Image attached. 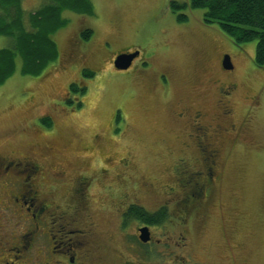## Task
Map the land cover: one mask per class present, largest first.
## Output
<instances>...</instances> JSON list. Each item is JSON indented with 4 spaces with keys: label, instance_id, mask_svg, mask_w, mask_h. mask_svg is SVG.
<instances>
[{
    "label": "rangeland",
    "instance_id": "1",
    "mask_svg": "<svg viewBox=\"0 0 264 264\" xmlns=\"http://www.w3.org/2000/svg\"><path fill=\"white\" fill-rule=\"evenodd\" d=\"M43 1L23 0L26 21L28 10H36ZM91 1L94 15L63 12L68 22L54 33L57 61L37 76L23 74L18 57L15 73L0 85V148L26 151L33 146L46 162L64 164L70 177L92 173L101 188L121 182L125 166L130 179L136 174L151 184L139 195L141 203L154 210L163 197L171 196L164 187L174 183L175 165L183 155L181 123L175 119L179 101L195 95V102L212 113L219 55L225 51L234 54L240 95L255 92L264 81V67L255 63L257 41L235 43L217 24H206L205 10L191 7L190 0ZM174 1L187 6L175 7ZM179 14L189 19L179 21ZM86 28L93 30L89 39L82 37ZM14 45L15 39L0 35V49ZM130 46L142 48L158 73H171V90L159 97L153 89L156 81L111 65L112 53ZM85 70L96 75L85 76ZM72 83L87 86V91H71ZM262 105L225 167L222 202L231 219L237 264H264ZM42 117L51 118V126ZM10 138L13 145L7 141ZM105 167L109 173L101 174ZM224 213L216 205L208 221L194 222L189 241L195 263L222 264L227 253ZM169 215L166 225L153 228L155 243L166 242L158 250L167 257L152 258L149 264L175 263L187 255L175 245L180 227L172 208Z\"/></svg>",
    "mask_w": 264,
    "mask_h": 264
},
{
    "label": "flooded vegetation",
    "instance_id": "2",
    "mask_svg": "<svg viewBox=\"0 0 264 264\" xmlns=\"http://www.w3.org/2000/svg\"><path fill=\"white\" fill-rule=\"evenodd\" d=\"M136 51L140 53L131 66L122 70L156 81L153 89L159 97L162 91L171 90V73H158L157 66L151 67L154 61L146 58L142 48L130 46L112 53L111 65L117 68L118 55ZM230 54L225 51L219 55L212 113L195 102V95L188 94L179 101L175 119L181 123L183 155L175 165L174 183L164 187L171 196L163 197L154 210L141 203L139 195L149 191L151 184L136 174L130 179L125 166L121 182L101 188L92 173L70 177L64 164L46 162L49 160L40 157L33 146H27L26 151L21 147L9 151L0 148V264H149L152 258L167 257L158 250L167 246L166 242L155 243L153 228L170 220L150 224L148 216L170 214L171 208L180 227L175 245L187 255L170 264H197L189 241L194 222L208 221L216 205L225 212L226 162L264 104V81L255 92L240 95L242 84L234 54ZM227 59L231 67L226 66ZM92 72L94 77L96 72ZM84 88L87 91V86ZM10 139L7 141L13 145ZM102 172L109 170L105 167ZM222 218L227 241L222 264H237L231 219L225 213ZM146 226L150 239L144 241L141 228Z\"/></svg>",
    "mask_w": 264,
    "mask_h": 264
},
{
    "label": "trees",
    "instance_id": "3",
    "mask_svg": "<svg viewBox=\"0 0 264 264\" xmlns=\"http://www.w3.org/2000/svg\"><path fill=\"white\" fill-rule=\"evenodd\" d=\"M172 4L178 8L187 6L177 1ZM190 5L204 9V22L217 24L235 43L256 40L255 63L264 67V0H190ZM65 10L95 14L91 0H44L41 7L28 10L26 21L23 0H0V35L15 39L13 47L0 49V85L15 73L18 57L22 63L21 72L37 76L50 63L57 61L59 49L54 33L68 22L63 17ZM188 19L186 14L178 16L179 21ZM92 31L84 29L82 37L89 39ZM84 75L92 77L93 72L85 70ZM70 90L86 92V88L77 83H72ZM50 121V118H43L47 126H51ZM148 217L150 224H160L169 218V213H151Z\"/></svg>",
    "mask_w": 264,
    "mask_h": 264
},
{
    "label": "water",
    "instance_id": "4",
    "mask_svg": "<svg viewBox=\"0 0 264 264\" xmlns=\"http://www.w3.org/2000/svg\"><path fill=\"white\" fill-rule=\"evenodd\" d=\"M140 51H136L133 53H122L120 55H118V57L115 60V66L118 69H127L131 66L132 61L135 57H137L139 55ZM226 66L231 67V61L230 59H227V61L225 62ZM141 238L144 241H147L150 239V230L149 227H143L141 228Z\"/></svg>",
    "mask_w": 264,
    "mask_h": 264
},
{
    "label": "crops",
    "instance_id": "5",
    "mask_svg": "<svg viewBox=\"0 0 264 264\" xmlns=\"http://www.w3.org/2000/svg\"><path fill=\"white\" fill-rule=\"evenodd\" d=\"M44 2V1H43ZM56 41V40H55ZM57 43V42H56ZM58 45V44H57Z\"/></svg>",
    "mask_w": 264,
    "mask_h": 264
}]
</instances>
